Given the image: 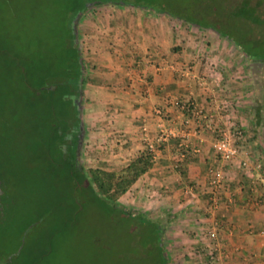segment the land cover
Wrapping results in <instances>:
<instances>
[{"label": "crops", "instance_id": "1", "mask_svg": "<svg viewBox=\"0 0 264 264\" xmlns=\"http://www.w3.org/2000/svg\"><path fill=\"white\" fill-rule=\"evenodd\" d=\"M76 30L84 166L118 170L153 151L152 166L118 200L162 223L167 263L206 264L204 231L214 218V264H264V73L256 62L211 27L133 5L98 3ZM234 130L240 149L224 161L214 144ZM214 167L223 171L219 188ZM214 195L219 207L209 213Z\"/></svg>", "mask_w": 264, "mask_h": 264}, {"label": "rangeland", "instance_id": "2", "mask_svg": "<svg viewBox=\"0 0 264 264\" xmlns=\"http://www.w3.org/2000/svg\"><path fill=\"white\" fill-rule=\"evenodd\" d=\"M138 1L236 37L244 30L255 33L261 20L256 0ZM95 10L96 4H89L75 29ZM67 12L63 0H0V264H153V236L145 237L108 200L86 201L80 192L76 207L65 169L49 160L48 98L27 87L23 70L31 82L38 77L31 75L36 64L18 60L16 52L57 45L65 37ZM237 50L243 61H252L240 46ZM21 64L27 68L20 71ZM256 65L257 73H264V64ZM78 160L87 164L80 153ZM145 215L153 219L152 213Z\"/></svg>", "mask_w": 264, "mask_h": 264}, {"label": "trees", "instance_id": "3", "mask_svg": "<svg viewBox=\"0 0 264 264\" xmlns=\"http://www.w3.org/2000/svg\"><path fill=\"white\" fill-rule=\"evenodd\" d=\"M63 1L68 11L64 39L57 42L55 46L50 44L46 51L31 49L30 53L21 54L18 51L16 52L18 60L20 57L23 61H32L36 64L31 67L34 69L31 75H38V77L31 78L34 79L31 82L27 77L28 70H23L27 87H34L35 90H39L38 92H42L43 96L48 98L49 111L44 118L48 119L49 138L47 149L49 160L56 163L58 169H65L64 175L72 182L71 193L76 207L81 206L82 198L79 200V197L83 196L86 201H110L113 211L116 210V212L121 213L123 219L133 220V226L138 227L145 237L153 236V239H151V243L155 245L153 264H168L163 248L162 223L148 217L145 212L131 207H119L117 201L119 196L144 171L152 166L155 159L153 151L146 150L139 153L127 165L118 170H106L91 166L84 167L80 165L78 160L80 153L79 136L82 126L80 89L81 82L84 79V65L77 30L75 29L76 19L81 12L87 9L89 4L106 2L142 8H149V5L146 6L147 4L138 0ZM256 1L258 3L253 8L256 9V17H261V20H258L259 27L257 31H254L255 33L244 30L243 34H238V37L234 35L235 38L231 34L218 30L212 24L210 27L239 45L250 60L261 63L264 62V47L262 46L264 42V25L261 24L264 23V0ZM169 14L173 15L172 13ZM177 17L184 21H191L189 16L177 15ZM200 25L209 26L203 23ZM22 68L27 67L21 64L20 71ZM43 75H46V77ZM78 193L83 194V196H78ZM145 252L147 254L152 253L147 248Z\"/></svg>", "mask_w": 264, "mask_h": 264}, {"label": "built area", "instance_id": "4", "mask_svg": "<svg viewBox=\"0 0 264 264\" xmlns=\"http://www.w3.org/2000/svg\"><path fill=\"white\" fill-rule=\"evenodd\" d=\"M188 103L187 102H181V106L185 107ZM239 130L234 131H221L220 136L215 141V149L221 159L224 161L231 160L234 156L237 155L240 146L236 141L233 140L234 136L240 137L241 134L239 133ZM162 138V137H160ZM149 147L151 148L152 145L150 144ZM185 152L182 151L180 153L181 155H184ZM260 163H256V167H259ZM211 185L215 188H219L220 184L223 180V171L220 167H214L212 168L211 173ZM187 191L191 194H194V191L191 187L187 188ZM219 196L214 195L211 197V200L209 202L208 212L212 213L219 207ZM218 220L212 218V223L206 228L205 236L208 239L209 243L207 244V261L206 264H214V262L217 259V248H216V241L218 239ZM214 243V244H213Z\"/></svg>", "mask_w": 264, "mask_h": 264}]
</instances>
